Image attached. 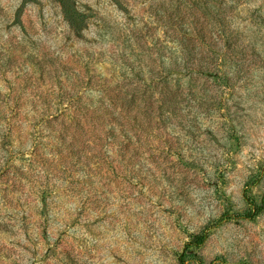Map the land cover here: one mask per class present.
Returning <instances> with one entry per match:
<instances>
[{"label":"rangeland","instance_id":"1","mask_svg":"<svg viewBox=\"0 0 264 264\" xmlns=\"http://www.w3.org/2000/svg\"><path fill=\"white\" fill-rule=\"evenodd\" d=\"M0 264H264V0H0Z\"/></svg>","mask_w":264,"mask_h":264},{"label":"trees","instance_id":"2","mask_svg":"<svg viewBox=\"0 0 264 264\" xmlns=\"http://www.w3.org/2000/svg\"><path fill=\"white\" fill-rule=\"evenodd\" d=\"M63 113L61 116L66 115L69 118V122L66 121H62V128H64V130L68 131L71 128H74V130L77 131L76 135H81L86 139V142L91 144L93 141L97 142H102L104 139L101 138L102 136L99 134V132L97 131V126L101 125L102 129L101 132L104 134H107V136H111L114 138H117L116 135H114V131L115 130H123L124 131V117H126L125 114H123V109H120L118 107H113V113L117 112L116 116H112L111 118H109L112 122L113 125L111 126L109 132H106L105 127L102 124H99L98 122H95L94 124H92V129L91 130H87L86 128V122L88 119H95L97 118L98 120L101 119H105V116L103 114V112H101V110L99 111V113H101V115L97 112H91L90 109L88 108V106L84 103H77L76 105H69V106H62L61 107ZM130 109H132V107H130ZM147 110H149L147 108ZM61 112V110L58 111V116L59 113ZM124 116V117H123ZM103 119V120H104ZM64 138L61 137V142H63L62 144H64ZM198 238V245H200L203 241V238L197 236Z\"/></svg>","mask_w":264,"mask_h":264}]
</instances>
